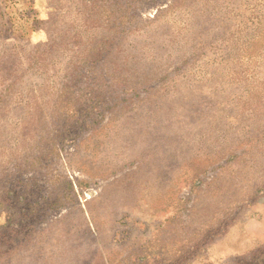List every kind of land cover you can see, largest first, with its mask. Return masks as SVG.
<instances>
[{
    "label": "rangeland",
    "instance_id": "rangeland-1",
    "mask_svg": "<svg viewBox=\"0 0 264 264\" xmlns=\"http://www.w3.org/2000/svg\"><path fill=\"white\" fill-rule=\"evenodd\" d=\"M0 264H264V0H0Z\"/></svg>",
    "mask_w": 264,
    "mask_h": 264
}]
</instances>
